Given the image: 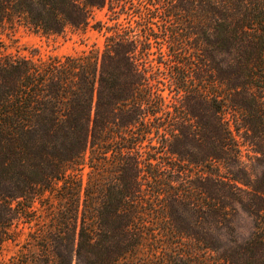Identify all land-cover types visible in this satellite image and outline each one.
I'll use <instances>...</instances> for the list:
<instances>
[{
    "label": "trees",
    "instance_id": "1",
    "mask_svg": "<svg viewBox=\"0 0 264 264\" xmlns=\"http://www.w3.org/2000/svg\"><path fill=\"white\" fill-rule=\"evenodd\" d=\"M89 25L0 49V264H264V0H0L10 32Z\"/></svg>",
    "mask_w": 264,
    "mask_h": 264
},
{
    "label": "rangeland",
    "instance_id": "2",
    "mask_svg": "<svg viewBox=\"0 0 264 264\" xmlns=\"http://www.w3.org/2000/svg\"><path fill=\"white\" fill-rule=\"evenodd\" d=\"M104 20V10H95L93 17L90 19V25L95 20ZM85 30L67 29L62 36L50 37L46 39L30 33L26 29L19 27L15 32H10L6 29H0V49L16 51L31 56L32 49H38V55L46 57L53 54L59 57L79 53L88 50L92 47L102 48L103 31H98L91 26ZM16 247L13 244H6L3 251V256L13 253Z\"/></svg>",
    "mask_w": 264,
    "mask_h": 264
}]
</instances>
